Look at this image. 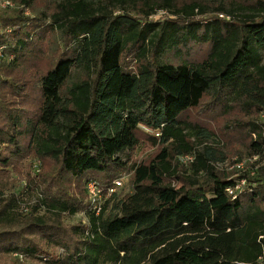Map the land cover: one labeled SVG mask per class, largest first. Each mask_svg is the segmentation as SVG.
<instances>
[{
    "label": "trees",
    "instance_id": "obj_1",
    "mask_svg": "<svg viewBox=\"0 0 264 264\" xmlns=\"http://www.w3.org/2000/svg\"><path fill=\"white\" fill-rule=\"evenodd\" d=\"M48 23L61 47L27 54ZM0 49V264H264V0H0ZM23 61L40 68L29 103ZM227 95L251 143L221 169L189 114ZM125 175L91 211L88 185Z\"/></svg>",
    "mask_w": 264,
    "mask_h": 264
},
{
    "label": "rangeland",
    "instance_id": "obj_2",
    "mask_svg": "<svg viewBox=\"0 0 264 264\" xmlns=\"http://www.w3.org/2000/svg\"><path fill=\"white\" fill-rule=\"evenodd\" d=\"M12 7H15V4H12ZM27 15H31V12L27 11ZM166 16L165 13L159 14L154 18V20L160 19L162 17ZM45 27V29L40 30L39 36L35 40L36 44L35 46L31 49L29 47L27 54H34V51L36 53L37 49H41V47L44 49V58L46 60H50L53 55L56 54L58 46L61 47V44L59 41H57V36L53 32V29H51L50 26ZM193 46L192 44H190ZM78 47V44L75 42L72 45V52L76 51ZM187 47L190 48L188 45ZM150 51L151 48L149 47ZM264 55V54H263ZM34 56V55H32ZM27 60V59H26ZM32 61V60H31ZM136 62L134 57H131L129 59V65L131 67H134V63ZM40 65L38 59L35 61L34 66ZM32 65L29 63H26L23 61V65L21 67V70L15 71L13 73L14 78L17 80H26V88L24 89L25 91L30 87L29 92H24L25 93V98L27 103L30 102V99H36L37 98V88H38V80H39V73H40V68H34ZM24 75V78H23ZM25 87V86H24ZM8 101L10 103H13L15 100L14 96L11 95V93H8L7 95ZM222 105H218L213 107L212 109H207L206 105L207 103L204 102L202 107L199 109L191 112L189 114V121L192 123H196L198 125L203 126L205 129H208L211 133V138L208 141H205L203 138L204 136L202 134H199V136L194 137V140H197L199 143L203 142V145L200 146L202 149L205 146H212L217 151L222 152L225 154L227 158V162L225 164H217V166L221 169H225L228 167H232L235 165V161H237L241 157H248V153L250 152V143L251 139L248 133V129L245 127H240L239 125L243 124L246 122L247 115L246 112L239 102L233 101V97L231 96H226V99ZM11 107V106H10ZM9 107V108H10ZM18 107L19 110L23 111L25 110V107L20 105V106H15ZM14 109V106L12 107V111ZM15 112V111H14ZM147 133V131H145ZM154 150H151L149 148L148 150L144 151L142 154H140L139 157L142 155L147 156L148 154L153 153ZM134 158H137V153H134L133 155ZM244 157V158H245ZM246 160V159H245ZM243 161V163L245 162ZM30 162L32 163V170L31 175L32 177H35L34 174L40 175L44 169L43 163H39V168L36 170V167L34 165L37 164V160L35 159H30ZM29 162V163H30ZM34 173V174H33ZM127 179V183L125 184V188L121 190L122 192L128 193L131 191L130 184L128 183V180L130 179V175H125ZM124 177V178H125ZM25 186V182L20 183L19 191ZM27 190V188H26ZM119 190V192H120ZM121 192V193H122ZM26 197H23L21 200L22 202V209H28L29 207H33L37 204L38 202V197L41 196L40 192L35 191H28L27 193L23 194ZM87 216L85 215L84 212L77 214L74 217H69L65 219V223L68 225H73V224H78L82 223L83 225L88 224ZM27 264H31L30 262H27ZM33 264V263H32ZM34 264H46V263H34Z\"/></svg>",
    "mask_w": 264,
    "mask_h": 264
},
{
    "label": "built area",
    "instance_id": "obj_3",
    "mask_svg": "<svg viewBox=\"0 0 264 264\" xmlns=\"http://www.w3.org/2000/svg\"><path fill=\"white\" fill-rule=\"evenodd\" d=\"M9 3H4L3 7L7 6ZM1 50V49H0ZM262 120H264V116H262ZM189 160H192L191 157H188ZM254 158L253 160H256ZM245 163V162H244ZM244 163L238 165V168H242ZM126 184V178H121L120 180L116 181L113 186L111 187H101L100 185L92 182L87 187L88 192V200L90 202V209L96 214H99L103 203L106 199L112 196L115 192L122 189ZM246 184V181L243 180L241 184L237 186V189H240L242 186ZM230 194H233L232 190H229Z\"/></svg>",
    "mask_w": 264,
    "mask_h": 264
}]
</instances>
